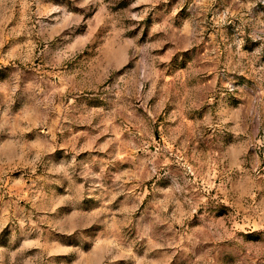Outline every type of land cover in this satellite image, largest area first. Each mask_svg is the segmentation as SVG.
Segmentation results:
<instances>
[{
	"label": "rangeland",
	"instance_id": "rangeland-1",
	"mask_svg": "<svg viewBox=\"0 0 264 264\" xmlns=\"http://www.w3.org/2000/svg\"><path fill=\"white\" fill-rule=\"evenodd\" d=\"M0 264H264V0H0Z\"/></svg>",
	"mask_w": 264,
	"mask_h": 264
}]
</instances>
